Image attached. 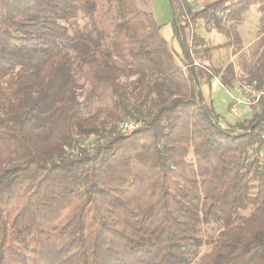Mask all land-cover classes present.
<instances>
[{
    "label": "trees",
    "instance_id": "obj_1",
    "mask_svg": "<svg viewBox=\"0 0 264 264\" xmlns=\"http://www.w3.org/2000/svg\"><path fill=\"white\" fill-rule=\"evenodd\" d=\"M167 1L180 54L146 0H0V264H264V107L226 125L206 97L264 86V0ZM221 49L242 77L189 66Z\"/></svg>",
    "mask_w": 264,
    "mask_h": 264
},
{
    "label": "rangeland",
    "instance_id": "obj_2",
    "mask_svg": "<svg viewBox=\"0 0 264 264\" xmlns=\"http://www.w3.org/2000/svg\"><path fill=\"white\" fill-rule=\"evenodd\" d=\"M203 1L204 0H198L196 1V3L192 2L193 8L194 9L200 8ZM146 4H147V8L153 12L155 20L162 25V30H161L162 37L170 45L173 51H175L177 54H180L181 52L178 47L177 40L175 39L174 34H173V27L171 26L170 23L167 22L171 20V12H170V7L168 5V1L167 0H146ZM257 22H258V14L255 11V8L252 7L247 12L244 20L235 25L236 27L235 32L239 34L241 38V42H242L241 43L242 51L240 53L244 55L245 63L247 67L252 66L257 61V41H258V32H257V26H256ZM196 31L200 36H202L205 39L207 44L210 46L223 43L225 40L221 34L215 31L206 33L202 29V26L201 27L199 26V24L197 26ZM198 63L203 66L209 67V68L210 67L211 68H217V67L224 68L229 63H232L234 65L236 76L238 77L243 76L242 73H240L238 70V66L236 64L237 58H235V56L231 54V49L217 50L214 52L213 58L210 62H198ZM215 78L218 79V77H215ZM208 94H209V104L212 105L215 113L220 116V119H221L220 122L226 125L237 122V120L234 119L228 112V102L230 100V96L226 92L225 89H223L222 87L212 88L209 90ZM251 112H252L251 109L246 110L245 115L241 117L242 120L244 118H249ZM223 119L226 122L222 121ZM88 140L89 139H86V141ZM217 229H218V226L215 224L205 225L203 226L201 234L204 238H210L212 235H214L217 232Z\"/></svg>",
    "mask_w": 264,
    "mask_h": 264
},
{
    "label": "built area",
    "instance_id": "obj_3",
    "mask_svg": "<svg viewBox=\"0 0 264 264\" xmlns=\"http://www.w3.org/2000/svg\"><path fill=\"white\" fill-rule=\"evenodd\" d=\"M189 66H200V64L194 60ZM218 87H222L229 94L228 112L238 122L242 121L241 117L245 115L246 110L255 109L258 111L261 106L264 107V86H261L256 81L235 80L230 87H226L221 85L220 81L215 78L211 82V88ZM220 120L219 118V121ZM139 127L140 122L127 120L119 125L118 130L124 135H129ZM87 139L89 140L79 142L77 148L72 150L69 149V155L76 157L80 151H91L94 148L96 139L93 136Z\"/></svg>",
    "mask_w": 264,
    "mask_h": 264
},
{
    "label": "water",
    "instance_id": "obj_4",
    "mask_svg": "<svg viewBox=\"0 0 264 264\" xmlns=\"http://www.w3.org/2000/svg\"><path fill=\"white\" fill-rule=\"evenodd\" d=\"M199 105H200L201 109L203 110V113H204L205 117L208 118V115H207V113H206L205 110H204V106H203L202 101H201L200 98H199Z\"/></svg>",
    "mask_w": 264,
    "mask_h": 264
},
{
    "label": "crops",
    "instance_id": "obj_5",
    "mask_svg": "<svg viewBox=\"0 0 264 264\" xmlns=\"http://www.w3.org/2000/svg\"><path fill=\"white\" fill-rule=\"evenodd\" d=\"M153 13V12H152ZM153 16H154V14H153ZM168 23H170L171 24V26H172V23H171V20H169V21H167ZM159 23V22H158ZM160 24V23H159ZM206 97H207V100L209 101V94L208 93H206ZM222 121H224V122H226L224 119L222 120ZM228 122V121H227Z\"/></svg>",
    "mask_w": 264,
    "mask_h": 264
}]
</instances>
